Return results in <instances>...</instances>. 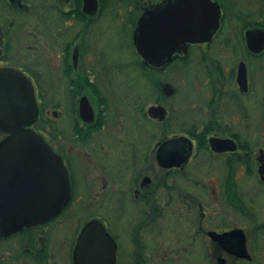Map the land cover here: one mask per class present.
I'll return each instance as SVG.
<instances>
[{
	"label": "flooded vegetation",
	"instance_id": "flooded-vegetation-1",
	"mask_svg": "<svg viewBox=\"0 0 264 264\" xmlns=\"http://www.w3.org/2000/svg\"><path fill=\"white\" fill-rule=\"evenodd\" d=\"M166 4L199 39L156 67L135 35ZM108 26L121 50L129 38L127 68L107 48ZM133 68L150 82L129 99L121 77ZM4 69L31 81L30 128L61 156L71 199L0 234V264H112L108 239L114 264H264V0H0ZM238 230L245 258L221 238Z\"/></svg>",
	"mask_w": 264,
	"mask_h": 264
},
{
	"label": "water",
	"instance_id": "water-1",
	"mask_svg": "<svg viewBox=\"0 0 264 264\" xmlns=\"http://www.w3.org/2000/svg\"><path fill=\"white\" fill-rule=\"evenodd\" d=\"M184 13L189 16L191 11ZM188 24L181 20L170 22L167 4L161 6L140 22L135 35L139 53L156 67L169 62L179 45L199 39L190 31L191 25ZM154 110L160 112L161 108ZM86 111L93 117L90 105L82 106L83 116ZM38 116L39 107L31 81L16 70H1L0 131L10 134L0 141V234L3 235L51 219L71 199L69 173L61 156L54 153L42 135L30 128ZM173 143L167 144V150ZM176 152L175 149L171 151ZM175 154H167V166L177 164L173 159ZM93 226L91 224L84 230L81 243L88 244ZM221 238L225 243L231 240L234 245L232 252L239 257L249 256L243 231ZM108 240V258L114 264L115 246Z\"/></svg>",
	"mask_w": 264,
	"mask_h": 264
},
{
	"label": "rangeland",
	"instance_id": "rangeland-1",
	"mask_svg": "<svg viewBox=\"0 0 264 264\" xmlns=\"http://www.w3.org/2000/svg\"><path fill=\"white\" fill-rule=\"evenodd\" d=\"M114 29V30H113ZM119 33L116 32L114 27L108 26V34H107V48L108 50L111 52V54H113V56L115 57V61L117 62H122L123 66L125 68H127V65L125 64V62L130 63L132 62V58L130 57V53L131 51L128 50V41L129 38L127 39L128 41L124 42L125 44L123 45V49L121 50V45L120 41H118L120 39V36H118ZM130 59H129V58ZM132 67H135V65L131 64ZM135 68H133V71H130V74H122V84H124L125 86L127 84H129V86H127L126 88L128 89L127 91V97H129V99H132V97H135V92L136 89L141 90V88L143 87V85H147L150 81L148 80V75H146L145 73L140 72V70L135 71ZM164 78L167 80V74L163 75ZM152 82V81H151ZM156 83H158L159 85H162V81L160 82V80L154 81ZM173 83H175V85L179 88H182L181 83L178 82V80L176 81H172ZM127 83V84H125ZM178 88V90H179ZM158 90V89H156ZM182 89H180L178 92V96L175 98V100H179L180 99V92ZM133 97V98H134ZM128 99V100H129ZM157 104L162 103L161 101H157ZM65 114L68 113V105H64L63 108Z\"/></svg>",
	"mask_w": 264,
	"mask_h": 264
},
{
	"label": "trees",
	"instance_id": "trees-1",
	"mask_svg": "<svg viewBox=\"0 0 264 264\" xmlns=\"http://www.w3.org/2000/svg\"><path fill=\"white\" fill-rule=\"evenodd\" d=\"M151 77L156 79V81L158 82L159 79H161L163 77V74L159 73V72H151ZM49 93H52V91H48ZM42 127L45 129H50L52 130L53 127V123L50 120H46L45 122L42 123ZM1 140V139H0Z\"/></svg>",
	"mask_w": 264,
	"mask_h": 264
}]
</instances>
